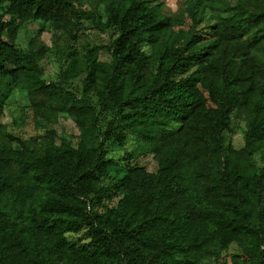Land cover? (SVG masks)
I'll return each instance as SVG.
<instances>
[{
  "label": "trees",
  "instance_id": "trees-1",
  "mask_svg": "<svg viewBox=\"0 0 264 264\" xmlns=\"http://www.w3.org/2000/svg\"><path fill=\"white\" fill-rule=\"evenodd\" d=\"M0 1L6 4L0 13V212L7 217L0 232L14 249L33 264H71L75 244L41 240V234L86 230L88 260L185 264L206 257L184 239L193 218L210 230L220 222L264 264V0L216 12L208 28L202 24L214 0H189L174 19L143 0H110L105 20L94 0ZM29 21L49 24L68 42L78 39L82 22H91L110 43L72 49L59 81L47 82L41 62L48 48L38 38L26 50L16 43ZM102 49L109 61L101 59ZM82 75L81 95L66 88ZM15 89L26 91L31 119L46 138L59 137V146L38 154L7 149L1 118ZM61 113L78 134L58 133ZM100 113L113 115L105 128ZM235 113L246 117L244 147L225 156ZM128 134L146 141L158 170L142 186L119 187L122 198L103 210L110 190L100 180L115 165L107 143L125 144ZM15 167L21 177L14 194L2 175Z\"/></svg>",
  "mask_w": 264,
  "mask_h": 264
},
{
  "label": "rangeland",
  "instance_id": "rangeland-1",
  "mask_svg": "<svg viewBox=\"0 0 264 264\" xmlns=\"http://www.w3.org/2000/svg\"><path fill=\"white\" fill-rule=\"evenodd\" d=\"M98 2V13L105 20L104 8L110 0H94ZM124 1V0H121ZM151 6L160 7L166 17L172 19L181 16L189 0H143ZM215 7H210L204 16L202 26L211 27L215 21V13L223 11L228 7L238 4L248 5L247 0H214ZM6 4L0 1L1 8ZM216 9V10H215ZM191 22L185 21L184 29H188ZM42 29V30H41ZM78 39L68 42L67 36L61 31L54 30L49 24H42L39 21L24 22L21 25L17 38V46L21 49H28L29 41L32 38H38V42L48 48L46 58L41 62L42 78L47 82H58L59 72L65 66L67 56L73 49L85 52L88 48L94 46H105L110 43V38L106 33L99 31L91 22L84 21L80 24L77 31ZM143 49L150 54L148 46ZM100 57L104 61H109L110 56L106 49L100 51ZM84 75L65 82L68 90L81 95L82 80ZM93 102L97 103V97L92 94ZM100 124L103 128L113 119L111 113L99 114ZM2 134L7 142V149L12 148L18 152V155L24 153L30 148L33 154H38L45 150L46 147H56L60 144V139L46 138L45 131L37 128L30 116V105L26 91L15 89L7 100L4 114L1 118ZM246 117L242 113H235L232 120V128L225 134V156H228L232 150H240L244 147V131L246 130ZM59 134H78V129L74 120L66 113L59 116V124L56 126ZM107 157L115 162V165L108 169L106 174L101 178L102 186L108 187L110 195L104 201L103 210L107 207L115 206L122 198L123 192L118 190L119 187L130 189L135 186H142L143 179L151 173L158 170V162L155 155L151 152V147L142 138L135 134H128V141L125 144L107 143ZM252 163L256 168L263 167L259 154L251 157ZM252 169L247 167V173ZM20 176V171L7 168L2 175L6 178L5 190L13 192L19 191V185L16 182ZM222 206L219 202H216ZM194 217V215H192ZM7 217L0 212V223ZM219 220V219H218ZM216 228L209 229L207 224L198 225L195 220L190 222L189 228L185 230V241L191 242L194 249L203 251L206 257L203 260L195 261L185 258V264H256L253 253L245 249L237 234L225 229V227L216 221ZM213 236L220 239L213 241ZM49 238L52 241H61L63 238L67 244H75V260L71 264H102L86 258L84 246L89 243L86 230L74 233L61 234L58 231H46L41 234L40 239ZM213 251L218 252L214 256ZM0 259L7 264H33L29 256L14 249L11 240L7 234L0 232Z\"/></svg>",
  "mask_w": 264,
  "mask_h": 264
}]
</instances>
